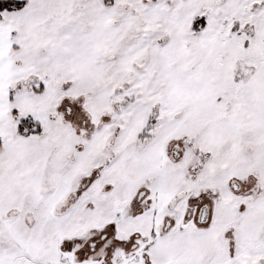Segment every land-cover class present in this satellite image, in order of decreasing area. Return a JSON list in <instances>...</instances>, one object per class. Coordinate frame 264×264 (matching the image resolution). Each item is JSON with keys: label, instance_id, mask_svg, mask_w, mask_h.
<instances>
[{"label": "snow or ice", "instance_id": "1", "mask_svg": "<svg viewBox=\"0 0 264 264\" xmlns=\"http://www.w3.org/2000/svg\"><path fill=\"white\" fill-rule=\"evenodd\" d=\"M0 264H264V0H0Z\"/></svg>", "mask_w": 264, "mask_h": 264}]
</instances>
